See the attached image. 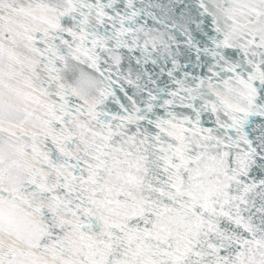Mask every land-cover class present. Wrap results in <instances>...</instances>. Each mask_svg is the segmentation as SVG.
<instances>
[{"label": "snow or ice", "instance_id": "obj_1", "mask_svg": "<svg viewBox=\"0 0 264 264\" xmlns=\"http://www.w3.org/2000/svg\"><path fill=\"white\" fill-rule=\"evenodd\" d=\"M0 264H264V0H0Z\"/></svg>", "mask_w": 264, "mask_h": 264}]
</instances>
